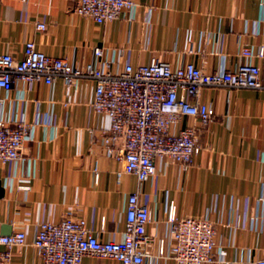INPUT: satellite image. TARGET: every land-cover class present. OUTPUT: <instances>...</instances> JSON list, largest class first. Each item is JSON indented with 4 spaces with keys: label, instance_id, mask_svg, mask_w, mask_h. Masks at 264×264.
Returning <instances> with one entry per match:
<instances>
[{
    "label": "crops",
    "instance_id": "1",
    "mask_svg": "<svg viewBox=\"0 0 264 264\" xmlns=\"http://www.w3.org/2000/svg\"><path fill=\"white\" fill-rule=\"evenodd\" d=\"M74 1L0 0V54L21 58L25 41L33 40L47 54L83 64L95 46H120L122 60L134 65L162 57L174 63L190 60L211 71L251 60L260 64L264 76V60L240 52L245 45H264V0H137L132 16L123 11L106 24L73 12ZM37 21L45 28L36 29ZM94 85L92 79H81L66 92L63 79L57 78L52 84L0 88V114L6 119L17 114L33 126V139L23 146L32 160L27 191L18 182L27 177V165L0 162V234L6 224L10 232L24 229L27 235L26 245L12 248L10 264H43L31 244L40 220L80 216L99 238H120L126 197L136 189L150 206L146 230L154 236L152 257L144 264H175L158 257L159 239L168 229L165 194L179 215L212 222L213 264L264 257V89L202 88L200 101L215 111L213 120L200 128L202 150L187 168L156 159V174L138 186L131 174L122 173L118 180L120 163L104 153L101 132L109 120L91 109ZM81 264L119 263L85 256Z\"/></svg>",
    "mask_w": 264,
    "mask_h": 264
},
{
    "label": "built area",
    "instance_id": "2",
    "mask_svg": "<svg viewBox=\"0 0 264 264\" xmlns=\"http://www.w3.org/2000/svg\"><path fill=\"white\" fill-rule=\"evenodd\" d=\"M137 0H75L71 10L98 24L117 19L123 11L132 16ZM38 30L45 28L37 21ZM111 52V55H110ZM192 53V46L188 48ZM246 58L264 60V45L257 49L245 45L240 50ZM125 50L117 46H95L91 58L72 64L67 58L47 54L33 40L25 41L21 58L11 52L0 54V88L10 91L19 83L52 84L63 79L66 92L81 79L95 83L90 106L97 116L109 120L101 132L104 153L117 160L122 173L135 177L138 186L157 172L156 159L163 158L187 168L202 150L200 128L214 118L213 106L200 101L204 87L264 89L260 64L251 60L234 68L204 70L193 61L174 63L167 58L152 57L145 63L123 61ZM0 98V104H3ZM190 121L186 122L185 119ZM33 139V126L24 117L4 118L0 114V162L27 165V177L18 179L27 191L29 165L23 154L25 142ZM94 162V181L99 173ZM264 201V199H262ZM167 235L159 239L158 257L175 264H213L216 258V230L207 217L179 215L176 203L165 194ZM151 221L150 206L140 199L139 189L126 197L124 227L120 238L101 239L83 217L71 214L59 220L37 222L31 244L43 264H81L85 256L114 260L119 264H144L152 257L154 236L147 233ZM27 243L24 229L0 234V264H10L13 247ZM221 251V250H220ZM243 264H264V257L245 260Z\"/></svg>",
    "mask_w": 264,
    "mask_h": 264
},
{
    "label": "water",
    "instance_id": "3",
    "mask_svg": "<svg viewBox=\"0 0 264 264\" xmlns=\"http://www.w3.org/2000/svg\"><path fill=\"white\" fill-rule=\"evenodd\" d=\"M4 195V186L2 185V182L0 180V198ZM10 233V229L9 226L6 224H3L1 226V234H9Z\"/></svg>",
    "mask_w": 264,
    "mask_h": 264
}]
</instances>
